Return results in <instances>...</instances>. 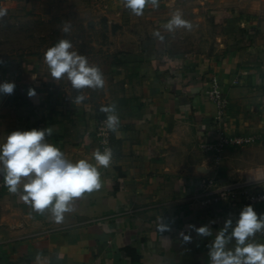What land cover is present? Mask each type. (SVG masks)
<instances>
[{"label":"crops","instance_id":"crops-1","mask_svg":"<svg viewBox=\"0 0 264 264\" xmlns=\"http://www.w3.org/2000/svg\"><path fill=\"white\" fill-rule=\"evenodd\" d=\"M0 8L7 10L0 83L16 85L14 94H0L1 144L12 131L52 127L48 143L74 163L95 164L93 152L102 151L95 132L106 118L100 108L115 104L121 120L113 162L98 166L102 187L75 200L61 222L33 211L0 175V264H210L208 245L227 219L236 221L230 206L202 204L198 181L264 189V0H159L142 16L123 0H0ZM176 11L191 30L163 29ZM55 19L70 22V32L102 22L110 47L121 52L104 71L105 89L83 90L78 105L67 79L51 78L43 59L49 47L38 44L40 31L50 38ZM209 26L212 34L201 37ZM212 77L229 101L228 134L260 137L228 147L218 163L200 147L216 114L207 95ZM160 216L171 226L163 236ZM188 225H208L212 236H197ZM182 231L191 243H182ZM252 240L264 244V234Z\"/></svg>","mask_w":264,"mask_h":264},{"label":"clouds","instance_id":"clouds-1","mask_svg":"<svg viewBox=\"0 0 264 264\" xmlns=\"http://www.w3.org/2000/svg\"><path fill=\"white\" fill-rule=\"evenodd\" d=\"M123 4L135 16H142L146 6L158 7L159 0H123ZM6 15L7 10L0 8V19ZM162 27L167 32H175L181 28L191 30L192 24L183 18L180 11H176ZM70 30V22L65 21L61 31L68 33ZM153 35L161 41L164 39L159 31ZM72 49L70 40L60 39L45 51L43 59L54 81L67 79L77 93L72 103L78 105L86 99L83 90L103 89L106 81L98 66L91 65L87 56ZM2 63L4 61L0 60ZM15 88L14 82L0 83V94L12 95ZM27 95L29 98L35 96V89L30 88ZM100 111L106 114V128L116 133L121 126L116 105L102 106ZM52 131V127L33 128L8 134L0 144V175L9 192L20 194L33 211L41 214L47 211L55 222H61L65 213L73 211L75 200L102 187L98 166L108 168L113 162L114 153L110 147L103 151L97 149L93 152L95 164L86 159L74 163L58 147L47 142L46 137L51 136ZM252 178L258 181L255 176ZM261 178L264 179V176ZM187 227L197 236H212L208 225ZM157 231L162 236L171 231L170 224L162 216L158 217ZM257 233L264 234V214L258 215L253 206H245L235 226L232 219H227L208 245L210 264H264V244L252 240ZM179 236L184 244L192 242L190 234L182 231ZM233 240L234 248L228 249L226 246Z\"/></svg>","mask_w":264,"mask_h":264},{"label":"built area","instance_id":"built-area-1","mask_svg":"<svg viewBox=\"0 0 264 264\" xmlns=\"http://www.w3.org/2000/svg\"><path fill=\"white\" fill-rule=\"evenodd\" d=\"M207 95L210 101L216 106V114L212 120V131L208 139L203 141L200 145L203 152L213 155L215 162L218 163L223 151L228 147H243L260 141L259 136L228 134L226 111L229 101L226 96H224L223 87L215 77L211 78ZM105 119L106 118H101L98 120L95 132L102 151L106 147L111 148L113 136V133L110 132L104 124ZM198 187L200 190L199 196L202 198V204L207 205L214 203L230 206L235 221L239 218V213L245 206H253L258 215H260L261 208L264 207V189L239 190V184H223L220 183L216 177L201 178L198 181ZM239 198L242 201L238 202Z\"/></svg>","mask_w":264,"mask_h":264},{"label":"rangeland","instance_id":"rangeland-1","mask_svg":"<svg viewBox=\"0 0 264 264\" xmlns=\"http://www.w3.org/2000/svg\"><path fill=\"white\" fill-rule=\"evenodd\" d=\"M50 24L53 25V33L48 35L50 36V38H46V36H40L44 35V33H41L40 31L38 33L39 37L37 38L39 45H41L42 47L45 45L51 47L54 46L60 39H68L73 44L72 50L77 51L81 55L87 56L89 63L91 65L98 66L102 70L103 74H105V70L109 69L110 63L114 62L115 56L121 53L120 51L110 47V37L108 35L109 32L102 22L99 23L97 29L93 28L94 26H92L93 30H87L84 27L85 25H82L83 23H81L79 25L83 26V30L77 29L68 33L61 32V28H59L60 25H63L61 20L55 19ZM201 27L202 25L198 24L197 30L200 31ZM205 29L207 30V32H205ZM205 29H203L204 32L203 34L201 33V37H207L213 32L212 26L206 27ZM195 36L196 35L193 33H189L187 35V37L191 40L195 38ZM105 86L103 89L98 90L103 91L105 89Z\"/></svg>","mask_w":264,"mask_h":264},{"label":"bare ground","instance_id":"bare-ground-1","mask_svg":"<svg viewBox=\"0 0 264 264\" xmlns=\"http://www.w3.org/2000/svg\"><path fill=\"white\" fill-rule=\"evenodd\" d=\"M259 176L260 177L264 176V171H262Z\"/></svg>","mask_w":264,"mask_h":264}]
</instances>
